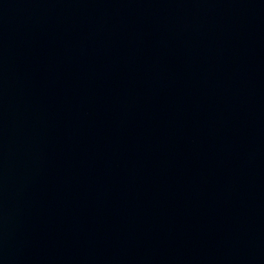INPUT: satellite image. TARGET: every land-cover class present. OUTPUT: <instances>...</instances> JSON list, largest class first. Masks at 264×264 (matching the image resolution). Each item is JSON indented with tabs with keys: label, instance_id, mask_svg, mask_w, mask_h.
<instances>
[{
	"label": "water",
	"instance_id": "95a60500",
	"mask_svg": "<svg viewBox=\"0 0 264 264\" xmlns=\"http://www.w3.org/2000/svg\"><path fill=\"white\" fill-rule=\"evenodd\" d=\"M0 264H264V0H0Z\"/></svg>",
	"mask_w": 264,
	"mask_h": 264
}]
</instances>
